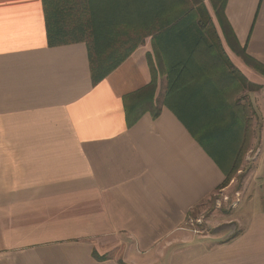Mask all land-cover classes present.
<instances>
[{"label":"crops","instance_id":"crops-1","mask_svg":"<svg viewBox=\"0 0 264 264\" xmlns=\"http://www.w3.org/2000/svg\"><path fill=\"white\" fill-rule=\"evenodd\" d=\"M225 13L264 65V0H227ZM213 14L262 125L259 191L225 240L187 228L227 179L247 120L215 73L194 70L169 99L159 76V114L129 124L125 98L152 81L150 37L94 84L86 43L49 42L43 0H0V264H264V76L231 50Z\"/></svg>","mask_w":264,"mask_h":264},{"label":"trees","instance_id":"trees-1","mask_svg":"<svg viewBox=\"0 0 264 264\" xmlns=\"http://www.w3.org/2000/svg\"><path fill=\"white\" fill-rule=\"evenodd\" d=\"M43 2L49 42L51 45L86 43L94 84L107 78L146 38H151L154 58L151 54L147 58L152 81L125 98L129 124L136 122L147 111L154 116L159 114L154 105L159 76H167L170 94L185 82L192 69L199 68L198 64L205 69L204 64L211 57L212 62H223L239 75L238 78L247 82L224 52L203 0L196 3L192 0L193 6L189 0H84L81 6L79 4L84 13L83 22L82 16L80 20L73 16L76 0ZM209 2L228 46L248 66L264 76V65L240 47L230 27L225 13L227 0ZM227 181L228 176L223 186Z\"/></svg>","mask_w":264,"mask_h":264},{"label":"rangeland","instance_id":"rangeland-1","mask_svg":"<svg viewBox=\"0 0 264 264\" xmlns=\"http://www.w3.org/2000/svg\"><path fill=\"white\" fill-rule=\"evenodd\" d=\"M76 1L77 5L73 8L75 12L73 16L78 20H80V16H82L81 21L83 22L84 13L81 12L80 6L83 4L84 0ZM189 1L193 6L192 0ZM196 1L199 0H194V3H196ZM203 1L212 15L213 11L210 3L208 0ZM224 52H226L225 49ZM212 60L213 59L211 57V60L204 64L205 69H201V65L197 63L199 68L192 69L191 75L182 85L177 87V90H181L183 86L197 79L198 76L195 75L193 72L194 70H211V72L215 73L214 76H211L213 83L223 86L225 90L223 95L225 96L226 100L233 104L232 108L239 104L245 109L241 111H245L247 114V120L241 125L242 131L239 134V138L241 140L234 142L236 147L237 145L239 147L236 149V151L233 150L235 154L228 158V164H226L228 171V181L226 185L219 188L215 193L208 196L199 205H197L191 212V218L187 224L189 233L195 237L196 235H208L211 236V238L215 237L225 240L224 238H232L239 233L238 229L241 220V213L245 209L243 207L244 201L255 197L259 191V178L254 173V167L255 155L257 153V149L259 148V139L262 125L259 116L258 119H255L254 116L257 117V115L255 113L254 107L247 96H245L244 91L247 88L250 90L251 87L248 86L241 77L238 78L239 75L237 76L235 72H232L230 69H228L223 62L221 63L219 60L212 62ZM161 77L167 81L166 96H168V99L172 96H175L177 90L168 94L169 82L167 76L161 75ZM236 111L237 109H232L233 113ZM232 121H235V119ZM232 124L233 123L231 122V125ZM234 126L235 124H233V127ZM196 131L197 134L199 133V137L202 139H207L210 136H204L205 134L201 133V129L198 128V126H196ZM224 136L226 135L224 134L222 137ZM214 153L217 154V151L214 150ZM219 159L224 160L225 157L221 156ZM199 243H201V241ZM196 250H198V248H196Z\"/></svg>","mask_w":264,"mask_h":264}]
</instances>
